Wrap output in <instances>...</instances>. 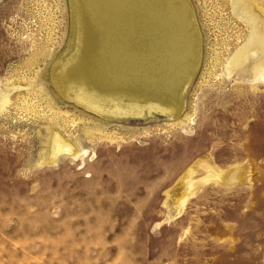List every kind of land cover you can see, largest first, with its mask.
<instances>
[{"label":"rangeland","instance_id":"374dc122","mask_svg":"<svg viewBox=\"0 0 264 264\" xmlns=\"http://www.w3.org/2000/svg\"><path fill=\"white\" fill-rule=\"evenodd\" d=\"M185 1L200 51L183 110L116 118L51 83L70 0H0V264H264V0ZM55 110L83 151L43 163Z\"/></svg>","mask_w":264,"mask_h":264},{"label":"bare ground","instance_id":"6f19581e","mask_svg":"<svg viewBox=\"0 0 264 264\" xmlns=\"http://www.w3.org/2000/svg\"><path fill=\"white\" fill-rule=\"evenodd\" d=\"M69 4L71 52L54 57L49 76L63 97L116 118L154 112L177 116L183 110L200 51L198 29L185 0H70ZM236 54L232 66L238 63ZM7 101V92L0 93V108ZM52 104L47 97L50 109ZM59 116L55 110L50 117L43 163L54 162L62 153L81 154L82 148L54 125ZM192 173L188 167L183 178ZM234 175L230 170L222 177L229 181ZM186 196L183 191L176 201L182 204Z\"/></svg>","mask_w":264,"mask_h":264},{"label":"water","instance_id":"95a60500","mask_svg":"<svg viewBox=\"0 0 264 264\" xmlns=\"http://www.w3.org/2000/svg\"><path fill=\"white\" fill-rule=\"evenodd\" d=\"M176 195H177V194H173V200H174V202H175V197H176Z\"/></svg>","mask_w":264,"mask_h":264}]
</instances>
